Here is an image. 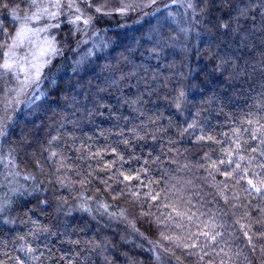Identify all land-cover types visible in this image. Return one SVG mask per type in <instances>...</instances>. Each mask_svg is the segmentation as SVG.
<instances>
[{
    "label": "clouds",
    "instance_id": "1",
    "mask_svg": "<svg viewBox=\"0 0 264 264\" xmlns=\"http://www.w3.org/2000/svg\"><path fill=\"white\" fill-rule=\"evenodd\" d=\"M0 264H264V0H0Z\"/></svg>",
    "mask_w": 264,
    "mask_h": 264
}]
</instances>
